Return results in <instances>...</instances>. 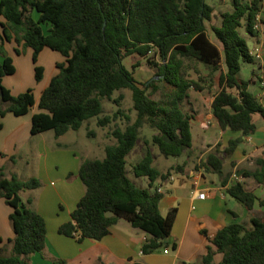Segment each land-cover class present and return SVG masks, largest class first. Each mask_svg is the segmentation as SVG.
I'll list each match as a JSON object with an SVG mask.
<instances>
[{
    "label": "trees",
    "instance_id": "1",
    "mask_svg": "<svg viewBox=\"0 0 264 264\" xmlns=\"http://www.w3.org/2000/svg\"><path fill=\"white\" fill-rule=\"evenodd\" d=\"M230 3V9L219 12L220 23L209 25L221 43L220 50L208 34L207 23L214 17L215 9L207 0H0V116L8 112L28 113L36 103L38 111L31 115L30 133L52 130L56 137L79 129L83 121L92 118H96L99 126L122 115L129 120L123 128L111 131L116 141L105 145L103 158L80 162L77 175L85 186L84 193L70 219L58 227L59 233L77 241L99 240L122 217L148 234L141 248L143 254L169 245L167 238L177 207L161 214L159 201L163 193L136 184L127 175L126 157L139 137V129L148 125L154 131L145 142L143 156L131 168L133 174L146 176L151 186L156 179H165L180 167L171 166L160 172L152 165L148 144H156L165 157L181 156L190 150L191 115L180 105L189 89H209L214 74L218 88L211 111L219 128L237 130L243 135L255 132L252 114L264 117V105L248 89V81L239 78L241 63L254 62L255 58L247 43L249 39L238 28L244 19L246 32L257 35L254 25L262 0H230ZM11 41L15 43L16 54L21 53V47H30L34 63L45 47L64 57L62 62L55 63L57 72L42 89L37 102L31 88L13 94L2 84L3 76L15 71L13 58L4 48ZM129 55L145 58L150 66L156 67L157 77L140 84L133 74L140 60L132 63L131 70L123 64ZM189 63H201L209 70L208 84L200 75L197 79L185 75ZM34 72L40 80L43 67L35 63ZM120 89L131 91L132 109L136 113L133 121L119 107L122 93L113 98L118 105L113 114L100 115L101 99L111 98L113 91ZM158 92L163 98L155 97ZM239 142L240 138L229 139L221 151L217 145L200 166L221 175L222 183L226 184L229 174L227 178L223 176V159ZM258 163L259 168L244 175L252 176L264 187V161ZM39 185L36 177L25 180L15 175L8 177L0 166V197L11 207L8 217L14 233L6 240L11 253H0V264H25L29 254L45 246V218L30 207V198L23 200L20 196L21 190ZM227 191L253 211L257 196L241 182H234ZM210 241L215 248L207 246L201 257L203 264H264V214H253L249 224L228 223ZM170 245L176 247L175 242ZM1 249L0 245V252ZM216 252L221 253V259L213 263ZM61 263L64 261H53Z\"/></svg>",
    "mask_w": 264,
    "mask_h": 264
},
{
    "label": "crops",
    "instance_id": "2",
    "mask_svg": "<svg viewBox=\"0 0 264 264\" xmlns=\"http://www.w3.org/2000/svg\"><path fill=\"white\" fill-rule=\"evenodd\" d=\"M263 11L264 0H262L261 8V12ZM209 37L221 50V43L213 39L210 34ZM250 41L252 48L260 49L261 59L251 62L256 64L258 69L253 68L249 75L245 73L242 76L241 65L238 75L240 79L248 81V89L256 94L264 105V87L259 82L264 76V48L261 46L263 41L261 43L252 39ZM51 55L54 58H59L57 54L51 53ZM63 60L62 56L56 62ZM222 69H226L224 63ZM185 70L187 77L197 79L200 75L205 77V84H208L209 70L201 63H192L190 66L187 64ZM48 81L49 79L44 87ZM217 88L216 74H214L209 89H189L187 97L180 105L185 112L191 115L192 146L187 152L192 160L186 162L183 159V153L181 162L169 165L163 170L157 168L160 172H165L171 166L180 165L172 170L167 178L156 179L151 186L146 176L140 177L138 185L148 187L151 192L158 187L164 191L159 201L161 214H166L171 207H177L171 232L167 238L169 245L155 249L148 254L141 252L148 234L142 229L132 226L122 217H119L109 227V232L99 240L85 238L82 241H77L72 236L59 233L58 227L70 219V213L85 189L77 175L79 161H72V151L66 153L59 150L61 142L58 139L65 133L58 137L54 135L57 148L52 145V149L48 146L51 137L43 136L49 130L38 134L30 133L31 115L38 111L36 103L25 115L12 117V113L8 112L4 116H0V133H3L0 134V166L3 168L6 161L15 162L11 160V156L15 158L20 151L25 153L24 147L31 139H35L32 147L37 155L36 160L39 158L38 163L34 161L33 164L37 163L40 169L33 170L31 177L38 178L40 185L30 189L38 192L35 196L27 198L31 199L30 207L45 218V246L41 251L29 254L25 264H53L54 260H63L64 263L61 264H203L201 257L206 253L208 245L215 248L210 240L219 228L232 222L249 224L250 217L255 214L253 211L264 206V197L262 196L264 187L252 176L244 175L246 171H254L259 168L260 160L264 161V117L259 113L252 114L256 130L250 135H243L240 131L229 128L220 129L218 121L211 111V101ZM42 89L38 94H34L36 102ZM150 138L145 137L144 144ZM232 138H240V142L230 155L224 156L223 176L227 178L226 175L229 174L226 184L222 183L223 177L218 173L205 170L201 166L195 167L196 163L200 164L205 159L208 152L214 151L217 145L221 151L227 145L228 140ZM50 154L54 156L52 163L49 161ZM59 159H63V163ZM58 165H62L63 170H56ZM4 172L8 177L15 175L17 178L25 180L13 170H4ZM131 179L136 183L135 179ZM236 181L241 182L247 190L257 196L253 211L247 210L243 203L228 193V187ZM202 191L205 192V196L199 198L198 193ZM10 212L11 207L3 197H0V237L2 239L0 245L2 249L8 247L6 251L11 249V245L6 240L14 235L8 217ZM173 242L176 243L175 248L170 245ZM220 259L221 253L216 252L213 255V263Z\"/></svg>",
    "mask_w": 264,
    "mask_h": 264
},
{
    "label": "rangeland",
    "instance_id": "3",
    "mask_svg": "<svg viewBox=\"0 0 264 264\" xmlns=\"http://www.w3.org/2000/svg\"><path fill=\"white\" fill-rule=\"evenodd\" d=\"M207 1L215 8L212 23L218 24L220 22L219 12L231 8L230 0H207ZM33 16L34 17L37 16L35 11L33 12ZM244 22L245 20L242 19V25L238 28V31L241 34L245 35L249 40L251 39L256 40L258 41V43H261V41H263L261 46L264 48V11L260 12L259 19L257 20L256 36H251L246 32ZM210 24L211 22L207 23L208 32L213 37V39H215L213 33L210 30L209 27ZM43 28L44 30H46L47 26L44 25ZM13 46H15V43L13 41L6 42L4 45L6 52L13 58L15 71L12 74L3 76L2 84L8 89H10L11 93L13 94L20 93L27 88H31L34 94H38L39 91L44 87L47 80L50 79L49 77L54 75V73L57 71L55 63L58 59H60V57H62V55L58 51L49 49L47 47L43 48L38 55L37 61L35 62L36 64L41 65L43 67L42 78L40 80H37L34 76L35 63L32 61V56H31L32 52L30 47H24V48L21 47V53L16 54L13 50ZM51 53L57 54L59 58L52 57ZM137 59L140 60V64L136 68H134L133 74L135 76V79L138 80L140 84L144 83L151 77H157L156 67L150 66L143 57L139 58L135 55L126 56L123 59V64L128 69L131 70L132 63L135 62ZM154 60H158V58L154 57ZM257 61L260 62V60ZM191 64L192 63H189L188 66H190ZM241 65H242V70H241L242 76H244L245 73L249 75L253 68H255L256 70L258 69L257 65L254 63L242 62ZM120 93L123 94V98L122 100H120L119 107L123 110L124 113L130 116V121H133L136 113L135 110L132 109L131 91L129 89L114 90L111 95V98H106V97L102 98L101 102L103 104V112L100 115L102 116L104 114H109V115L113 114V112L118 108V105L115 104L113 98L118 96V94ZM163 96L164 95L161 92H158L155 97L157 99H160L163 98ZM30 111L31 109L29 110V112ZM11 116L15 117L20 115L12 114ZM128 122L129 120H127L123 115L112 120L110 123H108L105 126H99L96 123V118L85 120L83 121L79 129L77 130L70 129L62 137H59L58 140L61 142V147L59 148V150L65 151L66 153L72 151L71 155L73 162L79 161L80 163L83 159H88V158H103L105 156V151H104L105 145L115 143L116 141V139L111 135V131L115 127L123 128ZM153 131H154L153 128L149 127L148 125H143L139 129V137L134 147L130 150V152L127 154L126 157L127 175L135 179L137 184H140L139 181L140 177L135 176L131 168L135 163H137V161L143 156L145 152L146 146L144 144L143 139L145 137H151ZM194 135L195 134L193 130V137ZM43 136L45 138L51 137L50 141L48 142V146L51 149H52L51 147L52 145H54V147L57 148L54 132L52 130L47 131ZM33 140L31 139L24 147L25 153L20 151L16 154L15 158H11V160L15 162L6 161L3 170L5 171L13 170L16 173H18L19 177H22L23 179L30 178L33 173V170H39L40 168L37 164L39 158H37L36 160L37 155L34 153V149L32 147ZM149 149L153 156V165L159 170H163L169 165H175L176 163L181 162V156H167V157L163 156L159 152L157 145L154 143L151 142L149 143ZM24 158L27 159L25 160ZM53 159L54 156L50 154L49 155L50 163H52ZM183 159L186 162L192 160L189 157L188 152L184 153ZM59 160L63 163V159H59ZM34 161H36L37 163L33 164ZM195 165H196L195 167L200 166L199 163H196ZM61 166H59L56 170H63V167ZM37 192L38 191L36 190L32 191L30 189H23L20 191V196L23 200H25L27 197H31L32 195L35 196ZM262 196L264 197V195ZM253 213L257 215L262 213L264 214V206L258 207L256 210L253 211ZM7 248L1 249L0 253L2 255H10L11 249L9 251L8 250L6 251Z\"/></svg>",
    "mask_w": 264,
    "mask_h": 264
},
{
    "label": "built area",
    "instance_id": "4",
    "mask_svg": "<svg viewBox=\"0 0 264 264\" xmlns=\"http://www.w3.org/2000/svg\"><path fill=\"white\" fill-rule=\"evenodd\" d=\"M254 27L256 28L257 27V23L254 25ZM251 54L254 56L255 59H261V53H260V49L258 47H253L251 48ZM260 82V85L264 87V76L261 77V79L259 80ZM157 192H160V193H164V191L158 187L156 188ZM205 196V192H199L198 193V197L199 198H204ZM167 251V250H165Z\"/></svg>",
    "mask_w": 264,
    "mask_h": 264
},
{
    "label": "water",
    "instance_id": "5",
    "mask_svg": "<svg viewBox=\"0 0 264 264\" xmlns=\"http://www.w3.org/2000/svg\"><path fill=\"white\" fill-rule=\"evenodd\" d=\"M249 48H252V42L250 40L247 41Z\"/></svg>",
    "mask_w": 264,
    "mask_h": 264
}]
</instances>
